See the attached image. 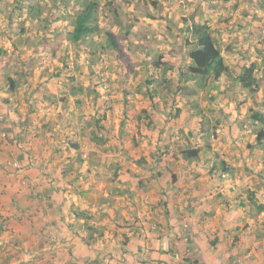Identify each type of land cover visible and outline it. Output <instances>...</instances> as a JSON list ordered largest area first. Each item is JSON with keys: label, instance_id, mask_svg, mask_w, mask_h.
Masks as SVG:
<instances>
[{"label": "crops", "instance_id": "obj_1", "mask_svg": "<svg viewBox=\"0 0 264 264\" xmlns=\"http://www.w3.org/2000/svg\"><path fill=\"white\" fill-rule=\"evenodd\" d=\"M124 4L127 17L109 22L130 26L135 52L120 45L118 58L109 49L116 59L104 70L105 54L96 55L94 76L77 69L68 73L75 77L70 82L57 69L72 53L68 36L56 39L68 41L57 51L45 47L49 41L35 49L20 35L0 42V264H264V212L253 219L248 205L250 194L264 205V147L256 133L262 125L249 120L251 109L264 113L261 0ZM187 20L210 27L232 75L166 102L162 68L153 62L162 56L160 67L178 69ZM234 31L239 37L225 43L222 35ZM237 44L243 50L233 49ZM85 58L82 51L76 63ZM251 63L261 84L256 94L233 81ZM100 77L113 96L104 94ZM152 78L158 82L147 86ZM200 94L203 101L195 99ZM134 95L141 98L135 117ZM166 104L167 114L172 107L176 115L186 111L178 121L180 128L190 125L185 135L164 131ZM103 136L106 142L98 143ZM181 137L201 150L198 160H183ZM134 139L144 142L135 146Z\"/></svg>", "mask_w": 264, "mask_h": 264}, {"label": "trees", "instance_id": "obj_2", "mask_svg": "<svg viewBox=\"0 0 264 264\" xmlns=\"http://www.w3.org/2000/svg\"><path fill=\"white\" fill-rule=\"evenodd\" d=\"M54 2L58 0H53ZM60 4H62L68 13V10H72L74 15H65L67 22L70 25H66L64 27V31L67 33V40L69 41L67 47L74 46V54L75 59L80 58V53L86 52L88 49L91 50V55L94 56L91 60H88L91 66L90 74L93 76L96 74V66L98 61L102 59V55L106 52L107 49H112L116 52L117 57H123L120 44L118 43V37L116 33L111 30H106L104 27L100 26V18H101V10L102 6L105 5L107 10L105 11V15H108L107 19L112 20V22L117 23L119 21L120 10L119 7H116L113 0H107L106 3L103 5L102 0H59ZM1 2V0H0ZM262 5L264 6V0H261ZM154 2V4H156ZM104 8V10H105ZM16 10L20 9L19 7L15 8ZM53 10V9H52ZM52 10H50L52 12ZM55 12H52L51 18L54 17ZM64 14V13H63ZM11 18V15L8 16ZM33 19V18H31ZM62 19V18H61ZM45 21V22H44ZM39 21L40 25L48 22V20ZM56 21H60V18H56V15L51 22V26H56ZM110 23V22H109ZM108 23V24H109ZM187 25L181 29L183 35L181 36V49L183 50L182 60L183 62L180 63L178 69L173 70V67L169 64L163 63V66L160 67L161 62L159 59H162V56L158 58V60L153 62V65L159 69L162 68L163 72V80L161 81V85L166 86L167 92L171 94L177 95V92L180 93L184 90L185 94H193L197 95L202 91L205 85L211 84L212 87H216V85H220L221 82L224 83L228 78H231V70L228 66L223 54H222V44L219 42L217 37H215L207 24H198L193 23L192 25L189 24V21H186ZM113 24V23H111ZM122 24V23H121ZM71 26L70 29L67 27ZM43 28H48L47 25H44ZM72 28V29H71ZM126 28V29H125ZM125 33L123 37H128L131 30L130 26L125 27ZM64 31H57V37L62 36ZM54 36V37H56ZM260 36L264 37V31H260ZM66 37V36H65ZM121 39V37H120ZM100 40V41H99ZM129 40V39H126ZM70 45V46H69ZM129 50L131 52H135L136 47L131 45ZM69 48L66 49L68 51ZM5 50H2V52ZM264 52V51H263ZM147 53L150 52L147 50ZM2 54V53H0ZM264 56V54L261 52ZM96 55H99V60L96 58ZM187 59L188 62L184 60ZM86 58L84 61H87ZM97 60V63L94 62ZM84 64V63H83ZM148 69V65L144 64ZM81 66H83L81 64ZM129 67L131 65H128ZM79 64L73 66L69 63V55L66 54L65 57L62 58V67H57L59 72L66 71V78L73 82L75 77L68 76L72 75V72L77 69H81ZM174 71L175 74L178 76V83L177 90L174 91L172 89L173 81L170 77L167 76V71ZM173 72V73H174ZM151 76V75H150ZM101 84L103 81V77H100ZM235 84L240 86L242 89L249 90L252 94L258 93L260 90V82L256 76V64L251 63L250 66H244L238 72L237 76L233 78ZM157 79L153 78L148 79L145 84L150 86L152 83H157ZM189 84H195L196 87L186 92L189 88ZM94 86H97L94 84ZM82 87V86H81ZM78 89V87H74V90ZM150 99L153 101L155 98V92H149ZM168 98H166V102ZM146 114V111H144ZM249 120L254 126H258L259 124L262 125L261 128L257 129V142L259 145L264 147V113L261 110L251 109V115L249 116ZM125 127V124L122 125V129ZM182 134V133H181ZM105 137H99L98 143H105ZM200 149L193 148L192 146H188L186 149L181 150L182 158L184 161L192 162L194 160H198L200 157ZM221 172H227V168H225L224 164L220 167ZM215 173L212 170V174ZM222 176V175H221ZM248 205L250 207L249 215L251 218L256 219L259 215L264 212V205L258 203L254 200L253 196L250 194Z\"/></svg>", "mask_w": 264, "mask_h": 264}, {"label": "rangeland", "instance_id": "obj_3", "mask_svg": "<svg viewBox=\"0 0 264 264\" xmlns=\"http://www.w3.org/2000/svg\"><path fill=\"white\" fill-rule=\"evenodd\" d=\"M106 1L107 0H102L103 5L106 3ZM124 1L125 0H113L116 7H119V10H120L119 18L120 17L126 18L128 15L127 14L128 12L125 9ZM149 1L151 2V4H153L156 1L158 3V0H156V1L149 0ZM16 7H19L20 9L16 10L15 9ZM64 8L65 7L62 4H60L59 0L56 2H54L53 0H1V2H0V42H4V40L8 37H17L20 35L22 38L23 37L24 38L30 37V39H31L30 42H31L32 46L35 47V49L38 48L40 44H42L43 42H46V41L50 42L49 45H48V43L45 45V47L49 48L50 51H53L54 49H55V51L60 50L62 46L64 48L68 41H64L65 39H63V42H60V40H56V39H58L57 36L56 37L53 36L54 30L55 31L57 30V26H59V27L64 26L65 27L66 25H70V23L67 22L66 18H63V17H66L65 15H74V12L71 9L68 10V13H67L66 9H64ZM104 8H105V5L102 6V10H101L100 22H101L102 26L104 25V28L106 30H111L116 34L119 32L117 34V37L118 36L123 37V35L125 33V29H126L125 25L122 26V28L118 27V26L114 27V25H111V23H109V19H107L108 15H105V11L107 10V8H105V10H104ZM50 10H52V12H55L54 17L56 15V18H58V17L60 18V21H58V22L56 21L57 24L55 27L51 26V24H52L51 22L53 21L54 17L51 18L52 12ZM9 15H11V18H8ZM130 15L132 17L134 16V14H132V13H130ZM183 15H185L184 12H182V16L180 18L181 20L184 19V17H185ZM188 17H189V15H188ZM31 18H33V19H31ZM45 19L48 20V22L40 25L39 21H42V20L44 21ZM30 22H31V25H30ZM44 25L48 26V28H46V30H45V28H43ZM68 27H71V26H68ZM139 27H141V26H139ZM67 33L68 32L64 31L62 36H64V37L67 36ZM138 33H139V31H138ZM228 34L229 35H227V33H226L225 36L222 35V37L225 39L224 41H226L225 43H227V44L234 43L235 39H237V37H239L238 32H236V31L230 32ZM180 35L182 36L183 32H180ZM134 36H135L134 34L129 35V38H130L129 40H126V38H125L119 44L124 46L125 48L129 47L127 45H131L130 41H131L132 37H134ZM219 38L221 41H223V38H221V37H219ZM118 40H120V39H118ZM251 41L253 43L258 42V44L260 45L259 40H255L253 38V39H251ZM132 46H135V45L132 44ZM161 47H163V45L159 46L160 49H161ZM240 48H241V50H243L242 45L240 46L239 44H237V46H233V49H240ZM10 50H12V49H10ZM74 50H75L74 46L72 45L71 51L69 50L72 53L68 54L69 55V63H71V65H73V66L77 65L76 60H75ZM108 50L109 49H107L106 52L104 53L105 54L104 65H101L103 70L106 68V66H108V65L111 66L110 62H113L116 59L114 57V53H111ZM230 50H231V47H230ZM241 50H239V51H241ZM252 50H253V48H252ZM22 51H24V50H22ZM46 51L48 53L49 50L46 49ZM232 51H234V50H232ZM24 52H26V51H24ZM11 53H14V52L11 51ZM83 53L86 56V60L87 59L91 60V58L93 57L91 55V50H89V49ZM64 55H66V54H64ZM124 55H128V54H124ZM63 57H65V56H63ZM70 57H72V58H70ZM128 57L129 58L127 60V57L125 56V58H124L125 62L128 64H133V62L131 60V56H128ZM88 60L84 61V64H82L83 66H81V64H79V65L83 69L87 68L88 72L90 73L91 66H95V65H90ZM100 64L101 63H99V65ZM151 71L154 72L155 69H151ZM167 74H168V72H167ZM161 77L162 76H159V79H161ZM171 79L173 81V85H176V83L178 81V76L177 75L175 77L171 76ZM102 83L103 84H101V85H103L102 88H103L104 94L107 95L109 93V95H112V92H109V88H108L109 86L108 85L105 86L107 84V78L106 77L103 78ZM180 95H183V94L180 93ZM164 96H165V98L172 99L173 95L171 93L165 91ZM179 97L180 96L178 95V92H177V95L175 96L176 101H178V100L181 101V99ZM182 98H183V96H182ZM132 99H133V103L131 105V107H132L131 113H133L134 117H135V115L137 113L136 112L137 106L139 104L138 101L141 98H140V95H138L137 97H135V95H134L132 97ZM169 99H168V101H169ZM195 99H197L198 101H200V100L203 101V97H201V94L196 96ZM107 101H108V99L106 98V102ZM106 105L107 104H104L105 107H106ZM142 105L145 106L146 104L143 103ZM139 106H140V104H139ZM165 109H166V113H165L164 118H163L164 123H160L161 126L164 127V131L167 133L170 132L171 134L178 132L181 136H182V134L185 135V132H186V130L189 129L188 126H190V125H187V126L185 125V126H183V128H180L181 124L179 125L178 121H180L179 123H181L180 119L182 117H184L186 111L185 110L184 111L179 110L180 112L176 115L177 108L172 107V109H171L172 113L167 114V111H169V107L167 104L165 106ZM102 111H103L102 114H104L105 110L102 109ZM133 126L134 125H132V127L130 129L132 131H136V129H133ZM157 127L158 128H156V129L153 128V129L154 130L160 129L159 126H157ZM198 127H199V125L197 126V128ZM144 130H146V128ZM140 142H144V141L139 140V143ZM180 142H181V144L179 143L178 146L175 145L179 149L180 152L182 149H186L188 146L189 147L193 146L192 144L189 143L188 140L183 139V137H181ZM139 143H138V140L134 139L135 146H137Z\"/></svg>", "mask_w": 264, "mask_h": 264}, {"label": "built area", "instance_id": "obj_4", "mask_svg": "<svg viewBox=\"0 0 264 264\" xmlns=\"http://www.w3.org/2000/svg\"><path fill=\"white\" fill-rule=\"evenodd\" d=\"M0 119L3 120V118H0ZM5 136H6V134L3 133V137H5ZM5 166L6 167H14L15 169H18V170L22 169L21 165L19 163H17V162H8ZM22 182H23L22 184L27 185V181H22ZM237 264H242V263L239 262Z\"/></svg>", "mask_w": 264, "mask_h": 264}]
</instances>
